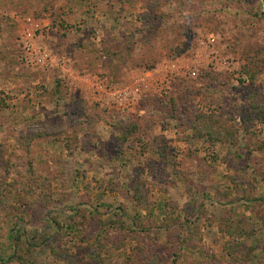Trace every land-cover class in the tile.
<instances>
[{
	"label": "rangeland",
	"instance_id": "obj_1",
	"mask_svg": "<svg viewBox=\"0 0 264 264\" xmlns=\"http://www.w3.org/2000/svg\"><path fill=\"white\" fill-rule=\"evenodd\" d=\"M0 264H264V0H0Z\"/></svg>",
	"mask_w": 264,
	"mask_h": 264
},
{
	"label": "built area",
	"instance_id": "obj_2",
	"mask_svg": "<svg viewBox=\"0 0 264 264\" xmlns=\"http://www.w3.org/2000/svg\"><path fill=\"white\" fill-rule=\"evenodd\" d=\"M116 96H117V95H116ZM116 103H117L119 106H123L124 99H121V95H119V96L117 97ZM124 104H125V103H124Z\"/></svg>",
	"mask_w": 264,
	"mask_h": 264
}]
</instances>
